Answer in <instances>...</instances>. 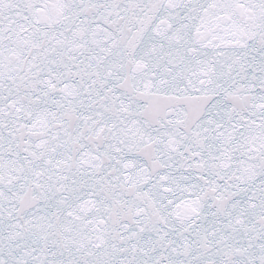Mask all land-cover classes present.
Returning a JSON list of instances; mask_svg holds the SVG:
<instances>
[{
	"label": "snow or ice",
	"instance_id": "snow-or-ice-1",
	"mask_svg": "<svg viewBox=\"0 0 264 264\" xmlns=\"http://www.w3.org/2000/svg\"><path fill=\"white\" fill-rule=\"evenodd\" d=\"M0 264H264V0H0Z\"/></svg>",
	"mask_w": 264,
	"mask_h": 264
}]
</instances>
